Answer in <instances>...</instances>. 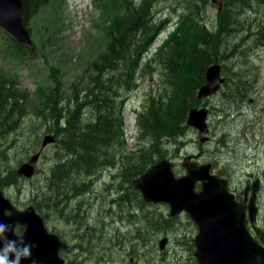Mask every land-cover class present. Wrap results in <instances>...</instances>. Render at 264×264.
<instances>
[{"label": "rangeland", "instance_id": "obj_1", "mask_svg": "<svg viewBox=\"0 0 264 264\" xmlns=\"http://www.w3.org/2000/svg\"><path fill=\"white\" fill-rule=\"evenodd\" d=\"M241 1L239 5L232 3L236 24L231 25L235 29L227 28L230 35H226L228 40L223 44L224 39L218 37V32L220 14L227 8L226 0H156L155 19L162 22V26L140 60L139 87L129 93L123 105L125 147L118 152L120 159L116 167L96 173L89 191L84 187L79 192L76 184L81 183L84 176L75 180L67 172V179L59 173L54 175V180L51 178L58 155L53 141L42 151L34 175L30 178L21 175V180L5 193L20 208L38 206L40 213L49 216L46 221L49 229L58 233L63 241L67 239L71 247L78 244L76 236L79 235H94L95 248L100 247V254L116 252L122 243L128 251L135 246L139 255L116 254V264H195L193 240L197 231L192 218L187 213L170 216L165 203L145 202L121 178L122 161L134 162V159L127 160L131 155L136 156L139 149L149 146V140L141 139L137 115L147 107L149 94L159 92L164 85L163 70L158 64L154 61L150 67L145 65L182 24L181 38L188 44L197 27L188 22V17L195 16L217 33L212 37L219 60L216 64H222L226 82L216 95L201 104L210 109L209 140L202 141L198 130L190 128L183 137L169 142L165 158L175 161L177 175L186 173L182 166L185 156L197 155L201 163H212L218 173L233 181L240 194L249 192L264 217V4L262 0ZM102 11L97 0H50L30 14L27 21L36 46L34 54L17 51L13 40L0 29V71L16 80L30 95V108L38 102L39 96L42 98V94L55 86V78L62 81L65 97L71 96L75 83L88 79L87 59L105 42L98 28L104 19ZM91 41L97 44L90 50ZM19 128L6 138L0 137L1 142L7 144L12 140L17 142L9 151L11 161L5 162L0 156V167L5 172L17 170L23 162L29 161L41 150L45 139L46 134L40 131L44 129L37 126L36 120L24 121ZM257 178L260 179L258 189ZM57 182L64 198L59 207L54 205L60 200L54 185ZM66 193L68 195H64ZM47 194L51 201L42 204ZM123 197L129 199L130 204L122 203ZM145 235L150 239L146 245L142 244L143 239L139 240L141 243L137 241V237ZM166 236V248L162 251L159 243Z\"/></svg>", "mask_w": 264, "mask_h": 264}, {"label": "trees", "instance_id": "obj_2", "mask_svg": "<svg viewBox=\"0 0 264 264\" xmlns=\"http://www.w3.org/2000/svg\"><path fill=\"white\" fill-rule=\"evenodd\" d=\"M49 1L23 0L26 25L29 15ZM97 1L104 15L98 28L107 42L99 49L96 48V41L90 42V50L96 48V53L87 59L89 62L85 72L88 79L75 83L70 97H65L62 81L55 78V86L42 94V98L39 96L38 102L30 108V95L19 87L16 80L0 71V137L6 138L16 132L24 121L36 120L37 126L44 129L40 130L43 134L51 133L56 138L58 155L51 178L54 180V175L59 173L67 179V172L75 180L84 176L81 183L76 184L79 186L77 190L81 189L79 192L84 187L89 191L96 173L116 167L117 159H120L117 158L118 152L125 147L123 105L129 93L139 87L140 60L162 26V22L155 19L156 0ZM232 3L239 5L243 1L226 0L227 8L220 14L218 32V37L224 39L223 44L225 39L228 40L226 35H230L227 34V28L230 31L235 29L231 25L236 24L231 10ZM261 3L264 4V0ZM188 18L190 24L197 25L193 39L191 37L188 44L183 42L182 24L145 65L150 67L154 61L158 64L159 69L163 70L164 85L159 92L149 94L147 107L138 115L141 139L149 140V146L139 149L136 156L131 155L127 160L129 162L134 159V162L122 161L121 178L128 186L152 164L167 157L165 147L170 141H176L188 133L189 112L203 102L197 95L205 83L206 71L210 65L219 62L212 40L217 33H213V28L210 29L195 16ZM12 40L17 51L34 54L35 49ZM1 141L0 156L9 162V151L17 142L12 140L7 144ZM0 169V189L4 191L22 178L16 169L6 172L2 166ZM62 179L64 181L65 178ZM54 185L60 198L54 205L59 207L64 198H61L63 194L60 192V183ZM134 194L140 198L136 191ZM50 201L51 196L47 194L41 203L49 204ZM121 201L130 204V200L124 197ZM35 207L40 211L38 206ZM167 223L165 220L166 227Z\"/></svg>", "mask_w": 264, "mask_h": 264}, {"label": "water", "instance_id": "obj_3", "mask_svg": "<svg viewBox=\"0 0 264 264\" xmlns=\"http://www.w3.org/2000/svg\"><path fill=\"white\" fill-rule=\"evenodd\" d=\"M23 13V0H0V28L19 42L33 47ZM205 75V83L198 90L199 99L216 94L226 80L222 76L221 64L210 65ZM209 114L208 107H194L189 112L187 123L198 128L200 135L207 134L210 130ZM53 141L52 135H47L42 145ZM39 157L40 152L22 163L17 169L18 174L32 177ZM184 166L187 173L177 176L174 163L163 159L133 179L130 187L139 191L146 202L168 203L170 216L181 212L190 215L199 227L196 237L198 264H256L254 251L260 247L247 231L245 208L230 191L228 179L212 172V164L199 165L195 160L188 165L185 161ZM199 182L201 188L197 191ZM0 221L10 226L5 234L8 239L16 240L22 236L24 242L32 246L30 258H22L20 264H65L60 256L59 236L48 230L34 205L19 209L0 190ZM17 226H23L24 231L17 234ZM166 240H162V248Z\"/></svg>", "mask_w": 264, "mask_h": 264}, {"label": "flooded vegetation", "instance_id": "obj_4", "mask_svg": "<svg viewBox=\"0 0 264 264\" xmlns=\"http://www.w3.org/2000/svg\"><path fill=\"white\" fill-rule=\"evenodd\" d=\"M214 95H216V94H214ZM214 95H212V96H214ZM199 136H200V134H199ZM204 138L207 139L208 136L201 135L202 141L205 140ZM193 160H197L199 163L197 155H189V156L184 157V159L182 161V166L186 169V171H187V167L184 166V162L187 161V165H188ZM212 170H214V172H217L215 170L214 166H212ZM227 179L229 182L230 191L232 193H234L236 200H238V202L241 203L245 208L244 219H245V226L247 228V231H248V233H250L251 237L255 240V242H257V244L260 247V250L254 251L255 257H257L256 264H264V258H263V255H264V235H263L264 234V217L260 214L258 206L256 204H254L253 201L250 199V197L248 195L249 192L246 191L245 195H243L242 193L240 194L239 191L236 189V187L233 186V181L228 177H227ZM259 187H260V179L257 178L256 179V188L258 189ZM199 188H200V184H198L197 189H199ZM137 193L141 197V194L138 191H137ZM40 214H42V213H40ZM42 216L44 218L46 226L48 227V223L46 221L49 220V216L47 215V217H46L43 214H42ZM253 218H254L255 224L253 222ZM193 222L195 223L196 231L199 232V227H198L197 223L194 220H193ZM161 226H163V225H161ZM21 229L22 228L20 226L17 227L18 232H20ZM50 232H52V231L50 230ZM52 233H56V232H52ZM56 234H58V233H56ZM58 236L60 237V241H61L60 254H61V257L64 259L65 264H90L93 261H94V263H92V264H116V262H117L116 260L118 259L115 257L116 254H122L124 252H128V254L136 253L135 246H133V249L131 251H128L125 249V247H126L125 244L121 242L122 247L120 246L116 252H114L113 250H110L107 253V255L104 253L100 254V253H102V252H100V247L98 246L97 248H95L94 235L76 236V238H77L76 241L78 242V244H76L72 247L69 246V242L67 241V239H66V241H63L59 234H58ZM164 238H167V240H168L167 236ZM140 239H143L142 244H144V245H146L148 242H150L149 235H145L141 238L137 237L138 242H140L139 241ZM117 241L119 244L120 241L119 240H117ZM162 242L163 241L161 240L159 243V246H160V249L162 251H164L166 248V245L164 244V246L162 248L161 247ZM193 243H194V247H195L193 260L195 259L194 263L198 264V260L195 256L196 251H197L196 236L193 240ZM98 254H100V255H98ZM136 254L139 255L138 252ZM141 255L142 254H140V256Z\"/></svg>", "mask_w": 264, "mask_h": 264}, {"label": "clouds", "instance_id": "obj_5", "mask_svg": "<svg viewBox=\"0 0 264 264\" xmlns=\"http://www.w3.org/2000/svg\"><path fill=\"white\" fill-rule=\"evenodd\" d=\"M9 230L10 226L0 221V264H20L22 258H30L32 246L26 244L22 236L8 239L5 234Z\"/></svg>", "mask_w": 264, "mask_h": 264}, {"label": "bare ground", "instance_id": "obj_6", "mask_svg": "<svg viewBox=\"0 0 264 264\" xmlns=\"http://www.w3.org/2000/svg\"><path fill=\"white\" fill-rule=\"evenodd\" d=\"M232 22H234V21H232ZM225 82H226V80H225ZM224 82V83H225ZM223 83V84H224ZM222 84V85H223ZM188 124V123H187ZM189 126V125H188ZM190 128H194V129H196V130H198L197 132H198V134H200L199 133V129L198 128H195V127H192V126H189ZM209 129H210V127H209ZM210 131L211 130H209V133H210ZM209 133H207L205 136H208V138H207V140H209ZM50 135H52V138L56 141V138H55V135L54 134H51V133H49ZM202 140V139H201ZM42 144H43V142H42ZM46 146H48V145H46ZM46 146L45 145H41V150H39V152H40V155H41V153H42V151L46 148ZM61 157V156H60ZM40 158V157H39ZM163 159H169V158H163ZM163 159H161V160H163ZM39 160V159H38ZM161 160H158L157 162H159V161H161ZM169 160H171V159H169ZM173 163L175 162V161H173V160H171ZM157 162H155L154 164H156ZM154 164H152V165H154ZM151 165V166H152ZM81 190V189H80ZM10 198V197H9ZM35 207V206H34ZM36 208V207H35ZM36 210H37V208H36ZM38 211V210H37Z\"/></svg>", "mask_w": 264, "mask_h": 264}]
</instances>
